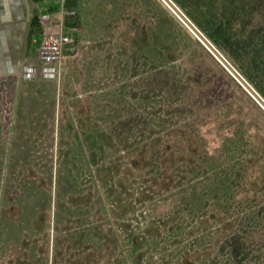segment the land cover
<instances>
[{
	"label": "rangeland",
	"instance_id": "374dc122",
	"mask_svg": "<svg viewBox=\"0 0 264 264\" xmlns=\"http://www.w3.org/2000/svg\"><path fill=\"white\" fill-rule=\"evenodd\" d=\"M34 1L0 74V264H264V110L161 0ZM171 1L264 100V0Z\"/></svg>",
	"mask_w": 264,
	"mask_h": 264
},
{
	"label": "crops",
	"instance_id": "0c3cea01",
	"mask_svg": "<svg viewBox=\"0 0 264 264\" xmlns=\"http://www.w3.org/2000/svg\"><path fill=\"white\" fill-rule=\"evenodd\" d=\"M34 0H0V74L20 69L36 50Z\"/></svg>",
	"mask_w": 264,
	"mask_h": 264
},
{
	"label": "water",
	"instance_id": "95a60500",
	"mask_svg": "<svg viewBox=\"0 0 264 264\" xmlns=\"http://www.w3.org/2000/svg\"><path fill=\"white\" fill-rule=\"evenodd\" d=\"M172 14L188 29L189 33L203 45L221 66L234 78V80L251 96V98L264 110V100L233 67L227 58L218 50L196 27L195 25L177 8L171 0H161Z\"/></svg>",
	"mask_w": 264,
	"mask_h": 264
},
{
	"label": "built area",
	"instance_id": "2783aa9c",
	"mask_svg": "<svg viewBox=\"0 0 264 264\" xmlns=\"http://www.w3.org/2000/svg\"><path fill=\"white\" fill-rule=\"evenodd\" d=\"M67 39L59 34L42 42L37 50L36 61L40 64H59L62 56V44Z\"/></svg>",
	"mask_w": 264,
	"mask_h": 264
},
{
	"label": "bare ground",
	"instance_id": "6f19581e",
	"mask_svg": "<svg viewBox=\"0 0 264 264\" xmlns=\"http://www.w3.org/2000/svg\"><path fill=\"white\" fill-rule=\"evenodd\" d=\"M179 9V8H178ZM180 10V9H179ZM182 12V11H181ZM197 28V27H196ZM199 30V29H198Z\"/></svg>",
	"mask_w": 264,
	"mask_h": 264
}]
</instances>
